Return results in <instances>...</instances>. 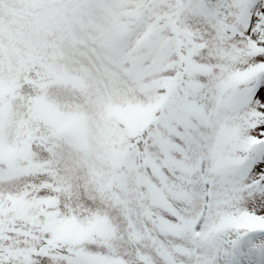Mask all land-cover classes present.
Listing matches in <instances>:
<instances>
[{
  "label": "snow or ice",
  "instance_id": "1",
  "mask_svg": "<svg viewBox=\"0 0 264 264\" xmlns=\"http://www.w3.org/2000/svg\"><path fill=\"white\" fill-rule=\"evenodd\" d=\"M0 264H264V0H0Z\"/></svg>",
  "mask_w": 264,
  "mask_h": 264
}]
</instances>
